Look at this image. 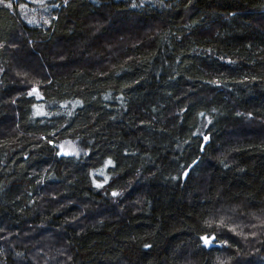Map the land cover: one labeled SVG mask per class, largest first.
<instances>
[{"label": "trees", "instance_id": "trees-1", "mask_svg": "<svg viewBox=\"0 0 264 264\" xmlns=\"http://www.w3.org/2000/svg\"><path fill=\"white\" fill-rule=\"evenodd\" d=\"M13 9L0 264H264V0H69L46 28Z\"/></svg>", "mask_w": 264, "mask_h": 264}, {"label": "rangeland", "instance_id": "rangeland-1", "mask_svg": "<svg viewBox=\"0 0 264 264\" xmlns=\"http://www.w3.org/2000/svg\"><path fill=\"white\" fill-rule=\"evenodd\" d=\"M157 1H160V0H140V3L141 4L142 3L149 4L152 2L155 3ZM68 2H69V0H43V3H40L39 0H3V2H0V6H2L3 4L6 5L7 3H11L12 7L14 8L13 10L16 11L18 17L23 19V21L26 22L29 26L46 28V27L50 26V24L52 23V20L58 16L60 10L62 8H64V6H66L68 4ZM20 5H25L24 9L21 8ZM29 21H32V23H29ZM100 24H101V22L99 20H96V19L90 20L88 22V25L91 28H93L94 31H99L100 28L103 27V26H100ZM2 46L7 52H9L11 47L12 48L14 46L20 47L19 45H17L15 40L11 41L9 45L0 44V47H2ZM8 59L12 62L11 64H15L17 62L16 60L12 61L11 57ZM2 69H3V67L0 68V71ZM0 74H2V73H0ZM29 78H30V80H34L33 77H29ZM30 87H31V89L32 88L37 89L41 86L39 84L32 83L30 85ZM37 92L39 94L37 95L36 92H35V94L40 98L41 97L40 95H42V92L40 93L39 90H37ZM60 145L64 146L63 149H61L59 147ZM55 147L59 150L61 155L67 156V157L73 156V157L78 159L84 153V151H82V149L78 145L77 141H73V140L60 141L59 143H57L55 145ZM74 150L78 151L79 155H71V154L65 155L64 154L65 152H71Z\"/></svg>", "mask_w": 264, "mask_h": 264}, {"label": "snow or ice", "instance_id": "snow-or-ice-1", "mask_svg": "<svg viewBox=\"0 0 264 264\" xmlns=\"http://www.w3.org/2000/svg\"><path fill=\"white\" fill-rule=\"evenodd\" d=\"M0 2H3V0H0ZM39 2H40V3H43V0H39ZM5 6H6L7 8H12V4H11V3H7ZM20 7H21V8H24L25 5H20ZM29 23H32V21H29ZM32 91H33V92H36L37 95L39 94L35 88H34ZM31 94H32V93H29V95H31ZM37 114H38V115H46V113H43V112H38ZM201 115H203V113H201ZM207 139H208V137H207V136H204V140L207 141ZM49 143H52V141H49ZM59 147H60L61 149H63L64 146H63V145H60ZM58 154H60V153H58ZM64 154H65V155H69V154H71V155H79V152L74 150V151H71V152H65ZM112 163H113V162L109 159V160L106 162V166H107V165H112ZM99 174H100L102 177H104V183H107V179H108V178H107L106 176H104L103 171H101ZM185 175H186V173H185ZM102 186H103L102 184H99V183L96 184V187H102ZM112 195H113V196H117V195H119V193H117V192H113ZM206 223L209 224V226H211V222L206 221ZM218 223H219L220 225H223V226L227 227V225L224 224L223 219H221L220 221H218ZM229 231L235 232L236 229H235V227H232V228L229 229ZM200 239L202 240V242H203V244H204L205 246H212V245L216 242V236H215L214 233H212V234H206V235H204V236H201ZM221 243L226 245V244H227V241L225 240V241H222ZM145 247H149V246H148V245H145Z\"/></svg>", "mask_w": 264, "mask_h": 264}, {"label": "bare ground", "instance_id": "bare-ground-1", "mask_svg": "<svg viewBox=\"0 0 264 264\" xmlns=\"http://www.w3.org/2000/svg\"><path fill=\"white\" fill-rule=\"evenodd\" d=\"M24 9V8H23ZM18 11V10H17ZM25 12V11H24ZM26 14V13H25ZM29 14V13H28ZM38 14V13H37ZM230 15V14H229ZM48 16V15H47ZM13 17V16H12ZM27 18V17H26ZM22 20V19H21ZM42 20V19H41ZM45 22V21H44ZM22 23V22H21ZM28 31V30H27ZM30 31V30H29ZM3 47V46H2ZM12 48V47H11ZM9 49V48H8ZM22 50V49H21ZM10 58V57H9ZM6 74V73H5ZM2 78V77H1ZM4 83V82H3ZM2 83V84H3ZM79 105V104H78ZM77 107V106H76Z\"/></svg>", "mask_w": 264, "mask_h": 264}, {"label": "water", "instance_id": "water-1", "mask_svg": "<svg viewBox=\"0 0 264 264\" xmlns=\"http://www.w3.org/2000/svg\"><path fill=\"white\" fill-rule=\"evenodd\" d=\"M219 246V245H218Z\"/></svg>", "mask_w": 264, "mask_h": 264}]
</instances>
